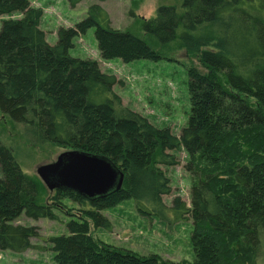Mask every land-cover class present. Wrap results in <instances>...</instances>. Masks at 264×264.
Returning <instances> with one entry per match:
<instances>
[{
	"label": "trees",
	"instance_id": "16d2710c",
	"mask_svg": "<svg viewBox=\"0 0 264 264\" xmlns=\"http://www.w3.org/2000/svg\"><path fill=\"white\" fill-rule=\"evenodd\" d=\"M66 1L70 8L81 2ZM105 1L90 4L50 43L40 8L0 0V16L20 15L0 24V113L41 145L104 155L124 174L121 189L104 198L49 191L0 142V250L35 247L38 227L17 223L21 216L57 221L61 211L70 217L67 234L47 239L55 264H257L264 235V0H174L141 20L140 31L159 46L201 50L207 73L188 69L191 105L179 135L125 106L114 89L123 81L95 60L69 54L74 39L93 29L102 59H164L145 38L114 28ZM212 42L216 50L206 48ZM180 149L188 156L190 202L176 195L168 205L163 196L172 190L158 164H177L173 152ZM66 198L80 213L66 209ZM126 200L151 218H190L194 261L143 256L93 237L88 221L111 231L102 211Z\"/></svg>",
	"mask_w": 264,
	"mask_h": 264
},
{
	"label": "rangeland",
	"instance_id": "374dc122",
	"mask_svg": "<svg viewBox=\"0 0 264 264\" xmlns=\"http://www.w3.org/2000/svg\"><path fill=\"white\" fill-rule=\"evenodd\" d=\"M29 2L42 10L40 28L47 33V41L54 43L59 28L72 27L85 16L88 6L98 0H81L74 8H70L66 0ZM173 3L174 0H108L100 3L109 14L114 28L126 29L145 38L164 59L135 60L131 63H125L120 59H102L93 29L74 39L69 54L95 60L102 71L113 74L123 81V84L114 89L125 106L145 116L156 127L170 129L172 133L179 135L181 128L187 123L191 105L187 83L188 69L195 67L197 71L207 73L199 59L201 50L183 48L176 43L161 47L140 31L142 19L153 17L156 8L161 4ZM19 16L18 13L0 16V24L4 19ZM216 43L212 42L206 48L215 49ZM33 138L25 125L12 122L0 113V142L11 149L25 173L38 177L36 173L38 167L54 162L58 155L66 150L48 144L41 145ZM173 153L178 160L177 164L172 166L158 164L168 178L172 190L170 195L163 196V201L169 205L173 196L178 195L189 204L191 177L184 167L188 156L182 149ZM51 194L53 193H47L45 200ZM63 203L66 209L74 214L80 213L79 206L72 200L66 198ZM56 213L57 221L45 218L35 220L24 215L17 219V223L38 227L39 237L31 240L35 247L24 252L0 250V264H55L47 239L50 236L67 234L66 223L70 219L65 212ZM102 213L111 222L112 230L96 228L88 221L93 237L143 256L155 254L162 259L176 262L194 261L195 253L191 243L193 228L190 218L179 223L170 222L169 216L165 215L151 218L149 215L141 214L133 200L120 202L103 210ZM257 262L264 264V235L258 247Z\"/></svg>",
	"mask_w": 264,
	"mask_h": 264
},
{
	"label": "water",
	"instance_id": "95a60500",
	"mask_svg": "<svg viewBox=\"0 0 264 264\" xmlns=\"http://www.w3.org/2000/svg\"><path fill=\"white\" fill-rule=\"evenodd\" d=\"M49 191L71 190L88 200L104 198L121 189L124 174L106 156L66 150L36 171Z\"/></svg>",
	"mask_w": 264,
	"mask_h": 264
}]
</instances>
